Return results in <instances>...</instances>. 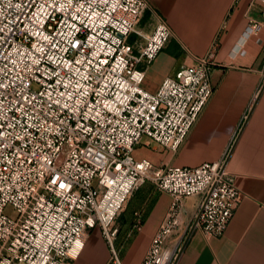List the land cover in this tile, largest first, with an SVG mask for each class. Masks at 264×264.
Masks as SVG:
<instances>
[{"label":"built area","instance_id":"obj_1","mask_svg":"<svg viewBox=\"0 0 264 264\" xmlns=\"http://www.w3.org/2000/svg\"><path fill=\"white\" fill-rule=\"evenodd\" d=\"M251 7L245 39L264 28V0ZM147 11L148 0H0V264H70L95 227L123 264L116 222L147 181L172 204L142 264L175 263L167 241L186 197H202L207 238L225 234L242 197L227 153L198 166L133 155L140 143L177 153L214 93L212 50L142 87L174 37L159 15L140 27Z\"/></svg>","mask_w":264,"mask_h":264},{"label":"crops","instance_id":"obj_2","mask_svg":"<svg viewBox=\"0 0 264 264\" xmlns=\"http://www.w3.org/2000/svg\"><path fill=\"white\" fill-rule=\"evenodd\" d=\"M148 1L145 31H152L155 14L174 33L162 50L168 62L162 82L212 50L214 93L177 153L153 145L155 158H143L157 166H198L227 153V169L242 193L225 234L210 238L196 223L202 197L183 199L167 241L179 248L174 264H264V28L244 38L250 20L260 18L258 10L251 7L253 0ZM171 204L172 196L152 181L131 196L116 222L115 245L123 264H142ZM84 241L70 264H113L99 227L90 229Z\"/></svg>","mask_w":264,"mask_h":264},{"label":"rangeland","instance_id":"obj_3","mask_svg":"<svg viewBox=\"0 0 264 264\" xmlns=\"http://www.w3.org/2000/svg\"><path fill=\"white\" fill-rule=\"evenodd\" d=\"M147 23L148 20L146 17H144L140 27H144V25ZM166 66H168L167 52L164 50L156 62L152 63L147 69V76L142 84V87L148 91L156 92L160 86V83L162 82L163 75L167 69ZM152 146L153 145L148 147L144 143L136 145L133 153L134 157L136 159H141L143 157L155 158V156L152 154ZM8 211L10 212L11 209H8Z\"/></svg>","mask_w":264,"mask_h":264},{"label":"trees","instance_id":"obj_4","mask_svg":"<svg viewBox=\"0 0 264 264\" xmlns=\"http://www.w3.org/2000/svg\"><path fill=\"white\" fill-rule=\"evenodd\" d=\"M149 15V11L146 12L145 17L147 18Z\"/></svg>","mask_w":264,"mask_h":264}]
</instances>
